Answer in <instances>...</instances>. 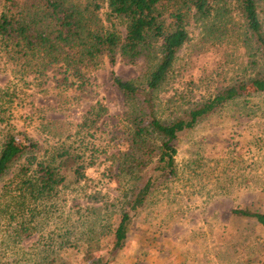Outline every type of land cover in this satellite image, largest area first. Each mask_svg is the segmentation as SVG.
<instances>
[{"label":"trees","instance_id":"1","mask_svg":"<svg viewBox=\"0 0 264 264\" xmlns=\"http://www.w3.org/2000/svg\"><path fill=\"white\" fill-rule=\"evenodd\" d=\"M171 5L177 8L169 14L172 23L167 27L161 10ZM190 11L202 22L215 16L216 22L223 23L232 13L238 14V41L251 74L164 123L154 116L152 95L189 41L185 15ZM206 26L212 33L213 26ZM0 54L17 69L13 78L18 76L17 81L30 92L20 95L17 84L0 83V217L13 230V242L36 232L39 239L54 241L58 235L64 241L58 242L57 249L53 244L44 248L43 264L60 261L49 257L67 248L64 243L72 226L81 231L78 244H73L75 252L81 246V264L112 263L157 178L175 176L179 135L227 102L264 93V28L256 0H0ZM117 56L130 64L143 58L150 61L145 81L137 84L119 78L114 70ZM101 57L107 60L116 89L141 100L147 113L124 136L123 142L135 148L99 173L97 155L105 149L98 152L90 138L101 130L106 107L91 71L100 65ZM50 91L53 100L43 105L35 102ZM82 102L89 104L77 111L76 121L58 116ZM18 122L22 131L17 129ZM115 132V138L123 133L117 127ZM150 135L158 140L156 150L148 144ZM139 159L144 164L154 161L149 175L125 207L117 213L114 207L109 210L103 191L119 184V175L130 179L137 172V178ZM56 213L61 216V228L55 224L51 232L40 234V223ZM112 214H117L114 222ZM231 214L252 220L264 230V213L233 208ZM107 236L110 241L103 244Z\"/></svg>","mask_w":264,"mask_h":264},{"label":"rangeland","instance_id":"2","mask_svg":"<svg viewBox=\"0 0 264 264\" xmlns=\"http://www.w3.org/2000/svg\"><path fill=\"white\" fill-rule=\"evenodd\" d=\"M256 5L264 28V0H256ZM176 8L174 5L162 8L165 26L170 27L169 14ZM229 16L223 23L216 22L215 16L202 22L192 11L186 13L189 41L179 50L168 77L152 95L154 116L161 122L173 121L228 84L250 76L247 57L238 41V14ZM205 24L213 26L212 33L209 29L207 32L209 27L205 29ZM217 25L226 28L220 30ZM149 68L150 61L144 58L130 64L117 56L114 70L122 80L141 84ZM16 70L0 54V83L9 81L12 86L17 84L20 95L30 94L17 81L18 76L13 78ZM91 74L97 86L95 90L106 107L101 130L90 138L98 152L105 149L97 155L96 171L101 173L114 159L117 164V157L135 148L123 142L124 136L147 111L141 100L126 97L116 89L105 57H101L100 65ZM53 98L51 92L39 96L35 102L43 105ZM29 102L25 103L27 107ZM88 104L82 102L78 107L63 109L58 116L76 121L80 116L77 111L81 112ZM18 112L19 109L14 111ZM115 127L123 131L116 138ZM17 129L23 130L22 123ZM28 130V136L35 138L33 131ZM148 144L156 150L158 140L150 135ZM175 146V176L157 178L133 218L123 249L110 264H264V230L252 220L231 214L233 208L264 213V93L227 102L193 129L181 133ZM116 164L115 169H119ZM137 165L141 169L137 178V172L130 179L119 175V184L103 191L108 198L107 203L103 202L109 210L114 207L117 213L116 210L130 202L154 161L144 164L139 159ZM116 216L112 214L110 220L114 222ZM59 218L56 213L47 223L41 222L40 234L51 232L55 224L61 228ZM12 231L0 217V264H43L44 248L53 244V249H57L58 242L63 241L58 235L54 241L47 237L39 239L36 232L13 242ZM70 232V238L64 243L67 248L50 255L49 258L60 260L54 264H81V246L77 252L73 247L81 231L72 226ZM109 241L107 236L103 244Z\"/></svg>","mask_w":264,"mask_h":264}]
</instances>
